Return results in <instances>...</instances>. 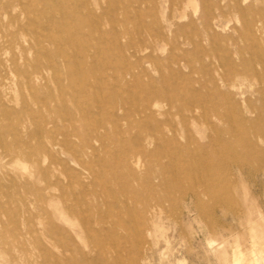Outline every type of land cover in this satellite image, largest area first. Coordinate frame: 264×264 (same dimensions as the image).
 <instances>
[{"label":"rangeland","instance_id":"374dc122","mask_svg":"<svg viewBox=\"0 0 264 264\" xmlns=\"http://www.w3.org/2000/svg\"><path fill=\"white\" fill-rule=\"evenodd\" d=\"M173 1L181 9L176 5L172 14L165 0H19L4 14L2 6L13 0H0V264H81L84 253L96 264L98 224L91 223L90 235L74 231L82 214L95 216L104 187L114 219L115 207L128 203L120 217L133 232L118 231L132 249L126 264H264V0L243 2L242 14L226 7L214 43L204 46L210 59L183 44L192 28L203 33L196 18L209 3L200 0L195 15L186 0ZM166 15L174 29L184 25L181 35L153 53L145 49L140 60L127 59L143 42L157 40ZM222 74L226 119L211 115L213 127L200 129L191 120L199 113L176 107L202 85L205 95L223 101L212 87ZM154 92L161 97L155 119L166 124L169 147L159 145L151 127L142 128ZM43 128L58 144L51 155L39 149L47 134L33 135ZM84 140L94 150L82 148ZM209 143L207 161H188L187 152ZM22 148L39 157L43 172ZM133 156L144 161L141 168L126 160ZM208 161L205 190L184 171ZM160 163L175 169L169 167L163 190L154 191L147 184ZM143 199L161 207L142 214ZM52 224L60 228L55 236ZM138 231L141 239L131 235Z\"/></svg>","mask_w":264,"mask_h":264},{"label":"bare ground","instance_id":"6f19581e","mask_svg":"<svg viewBox=\"0 0 264 264\" xmlns=\"http://www.w3.org/2000/svg\"><path fill=\"white\" fill-rule=\"evenodd\" d=\"M200 0H186V3L193 7L194 14L197 15V8L199 5ZM247 0H203V3H209V7L203 10L199 15H197L196 21H199L203 28V33H200L198 29H191L190 34L185 35V40L183 42L184 46H194L195 48H199L201 53H204V58L210 59V54L207 52V50L204 48V46L212 45L214 43V37L216 35V30L219 28H222V22L226 21V7L229 9V11H235L239 14L245 13L247 9L242 7V3ZM19 3V0H13L12 3H8L2 6V10L4 14H7L10 9L13 7H16ZM167 4V10H169V13L172 14V10L177 5V11H179L181 8L178 6V3L173 0H165V4ZM207 7V6H206ZM91 14L94 13V10L90 11ZM168 17V18H167ZM171 15H166V23L167 25H164L160 31H158L155 34L156 39H149L147 42L142 43V48L138 50H134L133 52H130L126 57L127 59L133 58L136 60H140V53L144 52L145 49L151 48L153 53L158 48V43H164L168 41V39L173 36L177 37L181 35L179 31L183 28L184 25H176L175 29L173 28L174 24L171 22ZM182 17V16H180ZM195 19H191L189 26H193L194 22H196ZM254 27H257V23L254 22ZM153 34H151V37ZM117 39L118 36H116ZM119 46V44H118ZM84 49H87L89 47L88 44H84ZM122 48V46H120ZM119 47V48H120ZM37 50V49H35ZM150 53L148 56H153ZM48 55V54H47ZM42 56V55H41ZM44 57V56H43ZM48 57V56H47ZM62 62V61H61ZM92 63V62H91ZM55 64V63H54ZM57 65V64H56ZM64 65V64H63ZM226 65V61H225ZM47 70V69H46ZM44 71V70H43ZM46 72V71H45ZM34 78H39L40 72H34ZM220 83L215 84L213 83L212 87L216 88L219 91L218 97L219 99H213L212 97L205 95L203 93L204 89L206 88V85H202L200 88H194L191 87L187 92L189 93L188 97L182 98L177 105V111L184 114L185 112L189 113H199V115H194L191 117L192 122L196 125L198 128H204V129H211L213 127V124L210 120L211 115H216L220 118L226 119V74L219 75ZM51 84V83H50ZM239 85V84H238ZM241 85V84H240ZM56 86V85H55ZM232 87L237 88V85L234 84ZM221 88H224L225 90H221ZM82 94V93H81ZM160 95L154 92L152 93V96L148 98L147 104L145 105L143 111H144V117L142 118V125L144 129H147L151 127L157 134H159V145H167L168 147L171 146L173 139L169 138L166 133L164 132V126L165 123L158 122L155 119V115L153 111V108L159 107V101H160ZM24 99V98H23ZM150 100V101H149ZM17 101V100H16ZM115 102V101H114ZM44 103V102H42ZM110 104V103H109ZM23 105V103H22ZM2 106V105H1ZM100 106V105H99ZM98 106V107H99ZM148 111V112H147ZM160 111V110H159ZM96 116V115H95ZM110 120L112 123L117 127V131L119 133H124L117 125L119 118L115 114H111ZM126 120V119H123ZM116 129V128H115ZM47 134V144L43 142L44 139L40 142V151L41 153H46L48 155L52 154V150L54 147H58V144L55 142V136L52 135V131L49 129L43 128L39 132L34 133L33 135H42L43 133ZM199 133V131H197ZM41 138V136H39ZM139 137H137V144L139 145ZM48 145V146H47ZM146 148H150L152 145V141L146 139L145 140ZM48 148H47V147ZM140 147V146H139ZM141 149L144 156L146 155L145 148H139ZM199 149L197 151H189L187 152V158L190 163H194V161L197 163L198 161L205 160L207 154H209V151H211V144L207 145H200L198 146ZM82 148L94 150V147L92 143L88 140H84L82 142ZM184 148L188 151L187 146H184ZM207 149V151H206ZM202 151L205 153L202 154ZM212 151L215 153L216 150L214 147L212 148ZM20 154L23 156H27L31 158L35 164L36 169L43 172L41 162L39 161V157L33 155L34 153L26 152L24 148L20 149ZM141 152V151H140ZM83 150L80 151L79 155H83ZM203 155L205 157H203ZM77 155H74V158L77 159ZM126 159V157H124ZM123 158V159H124ZM126 160H129L136 168H141L143 165V160L140 157L133 156L131 158H128ZM77 163L80 162L79 159L76 160ZM207 161V160H205ZM207 165H204L202 167H199L198 165H191V169L189 171H184V173H187L188 176L192 177L193 181H198L199 183H204V188L207 190L211 183L210 181L203 180L204 173L209 174L212 171V166L209 165V161L207 162ZM172 166L169 163H160L159 164V171L155 174L153 179H150L147 187L149 189L155 190H163L165 184H166V178L165 175L169 169V167ZM24 168V167H23ZM22 168V169H23ZM172 169L174 166L171 167ZM175 169V168H174ZM67 172V171H66ZM128 175L132 179L138 180L137 174L133 171L132 167H129L128 169ZM146 175V174H145ZM148 175V174H147ZM156 180V182L154 181ZM42 186V185H41ZM111 194L113 191H110ZM128 196H134L135 190L132 188H129L127 190ZM197 195V194H195ZM194 195V196H195ZM21 197V196H20ZM130 198V197H129ZM110 199V193L108 192V189L104 187L102 189V193L98 196V209L95 214V216L92 215H86L82 214V224L79 228V230L74 231V235L76 237H80L83 234L90 235L92 232V226L91 223L94 221L98 224L99 228L93 235L97 245L99 246V249L96 251V253L93 256V261L96 262V264H126L128 261L127 253L131 251V247L129 248V245H127V240L125 242H121L124 240L126 235H121L118 233L119 230L124 232V234H129L133 232V227L131 224H129L125 219H121L120 215L125 211H128V203L123 202V204L120 207H115V214L116 218L114 219L113 213L110 211L109 202ZM161 201H156L155 203H151L148 199L142 200V208L141 213L144 214L147 209L149 210H156L161 207ZM127 210H124V209ZM59 227L56 224H52V232L55 236L58 231ZM134 237L142 238L140 232H136V234H131ZM111 238L112 241L110 242L108 238ZM75 250L79 251L78 248ZM90 255L88 253H84L83 262L81 264H92L90 262Z\"/></svg>","mask_w":264,"mask_h":264}]
</instances>
